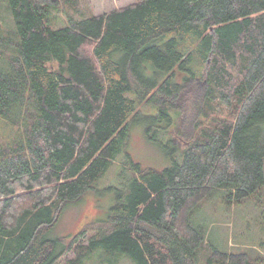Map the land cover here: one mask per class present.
<instances>
[{"label":"trees","instance_id":"obj_1","mask_svg":"<svg viewBox=\"0 0 264 264\" xmlns=\"http://www.w3.org/2000/svg\"><path fill=\"white\" fill-rule=\"evenodd\" d=\"M81 1L6 0L16 33L0 34V264L98 253L106 264H264L207 243L191 218L216 192L229 207L263 205L264 0H135L91 16ZM139 107L167 122L180 161L158 171L126 155L107 218L51 238L148 119Z\"/></svg>","mask_w":264,"mask_h":264},{"label":"rangeland","instance_id":"obj_2","mask_svg":"<svg viewBox=\"0 0 264 264\" xmlns=\"http://www.w3.org/2000/svg\"><path fill=\"white\" fill-rule=\"evenodd\" d=\"M134 2L135 0H82L78 13L83 16L101 15ZM63 15H57V18L62 20ZM0 19L2 26L0 34L13 40L16 28L6 0H0ZM51 26L58 27L52 24ZM128 97L133 98V95L129 93ZM139 111L142 117L146 116L148 119L142 118L130 125L129 137L119 156L120 159L115 161L107 174L95 183L94 191L87 194L78 204L64 210L50 233L51 238L76 236L85 225L107 218L118 196L112 189L124 188L121 178L125 176V173L122 171L124 166L121 165V161L123 160L124 163L128 160L126 155L134 163L158 171L171 167L172 158L175 162L180 161L182 143L177 145L180 148L173 146L172 143L165 148L166 144L172 140L164 130L167 122L163 119H152L159 117L154 107H139ZM169 149L172 152H169ZM218 194L221 192L203 199L191 214L193 222L204 231L205 241L214 244L220 251L232 254L245 253L251 260L258 257L264 259V192L261 206L249 199L241 205L229 207L224 202L222 204L219 202ZM85 240L86 238H83L81 243L85 244ZM206 254L205 249L200 250L199 260L202 261ZM72 257V254H68L59 264H70ZM116 258V264H132L125 257L117 256ZM106 262V257L98 253L92 259H85L84 264H106Z\"/></svg>","mask_w":264,"mask_h":264}]
</instances>
